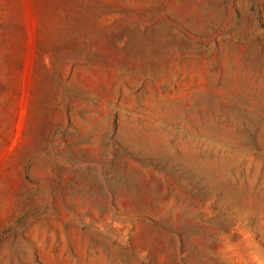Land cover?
<instances>
[{
	"label": "rangeland",
	"instance_id": "obj_1",
	"mask_svg": "<svg viewBox=\"0 0 264 264\" xmlns=\"http://www.w3.org/2000/svg\"><path fill=\"white\" fill-rule=\"evenodd\" d=\"M0 264H264V0H0Z\"/></svg>",
	"mask_w": 264,
	"mask_h": 264
}]
</instances>
